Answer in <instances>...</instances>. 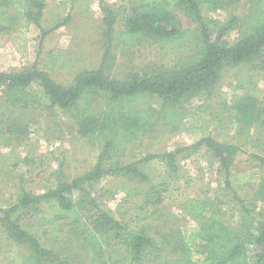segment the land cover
Here are the masks:
<instances>
[{
    "label": "rangeland",
    "instance_id": "374dc122",
    "mask_svg": "<svg viewBox=\"0 0 264 264\" xmlns=\"http://www.w3.org/2000/svg\"><path fill=\"white\" fill-rule=\"evenodd\" d=\"M43 1L46 9L41 27L16 26L8 33L0 32V72L18 73L37 64L59 85L69 87L80 71L97 69L102 62V8L108 7L117 14L118 31L134 18L128 14V0ZM249 7L248 0H241L236 8L205 10V22L213 31L214 21L224 24L248 13ZM176 15L182 29L196 31L197 25L185 13L177 10ZM237 37L238 30L234 29L225 39L233 42ZM169 63L172 62L168 53L159 45L124 47L116 40L107 76L123 80L130 72L144 73ZM239 79L244 80L243 87L237 85ZM246 95L256 99L261 113L259 121L248 123L235 109ZM183 107L178 128L162 121L154 123L150 132L128 147L123 162L130 164L148 156L175 152L209 136L221 144L235 145L241 152L233 157L231 181L246 211L226 188V173L206 147L180 154L176 171L161 159L144 163L142 168L148 176L145 182L128 176H108L88 187L100 210L127 230H143L159 243L161 263L176 256L178 229L198 225L189 213L188 206L193 201L219 207L223 221L243 234L255 232L259 222H264V206L258 196L264 167L255 158H264V72L254 66L227 63L211 95L204 94ZM19 122L21 130L17 133L10 131V123L0 125V209L5 210L18 204L22 191L43 195L61 182H71L90 172L103 148L102 144L77 134L70 115L58 117L55 113L28 109L20 113ZM88 200L84 205L86 213L92 207ZM94 211L88 216L92 217ZM13 219L45 248L59 247L62 253L71 254L75 264H89L92 250L76 241L68 222L58 220L48 206L21 208ZM53 221L58 223L61 233L55 231ZM5 229L1 221L0 264H23L30 255L29 249L18 245ZM103 247L105 258H113L111 262L123 254V250Z\"/></svg>",
    "mask_w": 264,
    "mask_h": 264
},
{
    "label": "trees",
    "instance_id": "16d2710c",
    "mask_svg": "<svg viewBox=\"0 0 264 264\" xmlns=\"http://www.w3.org/2000/svg\"><path fill=\"white\" fill-rule=\"evenodd\" d=\"M128 2V14L134 18L125 19L122 31L115 27L117 14L108 7L102 8L105 15L102 62L97 69L80 71L71 86L59 85L37 64L18 73L0 72V125L10 123V131L19 132V115L28 109L55 113L58 117L70 115L77 134L103 145L97 164L90 172L71 182H61L43 195L22 191L17 205L0 209V222L11 239L29 249L30 255L23 264H75L71 254L66 255L53 245L45 248L13 219L19 209L39 204L53 209L58 220L67 221L76 241L92 250L89 264H264V222H259L255 232L243 234L223 221L219 207L193 201L188 206L189 213L198 220V225L178 229L174 245L176 256L161 263L159 243L155 239L143 230H127L91 199L88 187L103 178L128 176L145 182L148 176L142 168L144 163L161 159L176 171L180 154L206 147L226 173V188L246 211L231 181L233 157L241 152L235 145L221 144L209 136L189 147L148 156L138 162L126 164L123 158L128 147L150 132L154 123L162 121L178 128L183 106L204 94L211 95L225 64L254 66L264 72V0H248V13L224 24L214 21L213 31L205 22V10L236 8L241 0ZM45 9L43 0H0V32L8 33L16 26L21 29L32 25L41 27ZM177 10L197 25L195 32L182 29ZM234 29L238 30L237 39L227 41L226 35ZM116 40L124 47L145 43L159 45L172 63L144 73L130 72L123 80L111 78L107 71ZM237 85L243 87L244 80L239 79ZM235 109L248 123L261 118L252 96H244ZM255 158L264 167V158ZM258 196L264 206V180ZM87 199L92 206L88 213L84 207ZM93 209L95 213L89 217ZM52 225L61 233L56 221ZM104 245L123 250L120 259L111 262L112 257L105 258Z\"/></svg>",
    "mask_w": 264,
    "mask_h": 264
}]
</instances>
